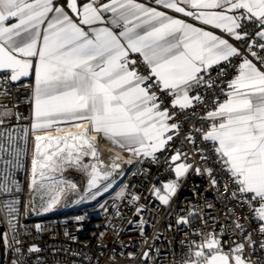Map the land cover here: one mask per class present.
<instances>
[{"label": "snow or ice", "instance_id": "snow-or-ice-1", "mask_svg": "<svg viewBox=\"0 0 264 264\" xmlns=\"http://www.w3.org/2000/svg\"><path fill=\"white\" fill-rule=\"evenodd\" d=\"M155 3L221 29L237 42H249L241 50L229 39L137 0L107 3L89 0L83 4L68 0V11L57 5V0H0V81L16 82L34 74L33 130L59 122L75 127L81 126L79 122H89L90 127L79 134L36 136V156L52 161L66 151V159L61 163L90 168L88 194L96 199L113 187L115 178L110 170L83 163L84 157L97 156L93 139L87 137L89 131L102 133L133 155L155 159L154 154L168 146L180 127L178 123H169L176 113L162 107L155 89L174 98L173 108L193 107L195 102L203 101L199 92L194 96L190 93L201 86H214L209 70L239 57L237 75L227 83L228 99L224 102L217 99L214 109L201 117L209 122L207 130L193 126L186 139L195 146L191 134L195 131L205 141L218 142L214 151L237 185V192L243 197L241 202L253 212L259 225L257 231L264 236V55H261L264 0H155ZM12 20L16 22L10 23ZM245 22L254 24L256 31H243ZM133 56H139L140 60ZM139 63L147 67L148 75L137 70ZM223 72L221 68L220 73ZM7 94L6 87L0 89V96ZM0 108L4 109L0 111L2 151L5 143L12 140V131L5 127V121L13 113L7 105L0 104ZM70 140L73 142L69 143ZM43 141H55L56 151L44 152L45 147L52 148V143L45 146ZM61 143L63 147H59ZM201 158L206 159L203 155ZM187 159L188 154L177 149L171 156L175 167L170 169L177 179L153 188L164 205L176 193L179 179L193 167L185 162ZM38 166L44 169L48 164L34 158V174ZM196 171L199 173L200 169ZM127 187L117 197H124ZM92 189L96 191L93 193ZM5 190L10 191L0 183V191ZM63 192V188H57L45 211ZM237 192L230 194L236 198ZM131 198L140 199L138 195ZM141 210L137 208L136 212ZM188 222L184 217L178 221ZM236 228L247 239L233 241L227 251L215 231L199 233L200 240L190 242L189 258L182 264H260L259 260L252 261L244 255L246 248L256 251L254 234L246 232L238 220ZM259 247L264 250V240ZM34 251L38 249L29 248V252Z\"/></svg>", "mask_w": 264, "mask_h": 264}, {"label": "built area", "instance_id": "built-area-1", "mask_svg": "<svg viewBox=\"0 0 264 264\" xmlns=\"http://www.w3.org/2000/svg\"><path fill=\"white\" fill-rule=\"evenodd\" d=\"M243 31L253 33L256 26L245 22ZM231 41L241 50L249 42ZM133 58L140 60L139 56ZM239 63L240 58L236 57L230 64L222 63L210 69L214 86L194 89L190 96L199 92L203 103L197 101L187 109L173 108L174 98L155 89L163 102L162 107L176 113L169 123L180 125L178 134L168 146L157 151L155 159L131 155L133 159L125 175L110 192L91 199L86 191L64 206L63 197L72 192L66 191L47 211L51 196L43 198L38 191L47 182V169H36L33 173L36 141L35 149H30V135L35 138L38 134L31 129L34 84L32 81L19 84L0 81V89L6 87L8 90L7 95L0 96V104L7 105L13 113L5 121V127L11 129L16 140L20 138L18 144L0 153V176L5 173L3 185L10 189L0 191L1 264L16 261L21 264H182L189 258L190 242L200 240L199 233L215 231L225 251L233 241L247 239L236 228L237 220L245 226L246 232L254 234L252 238L256 241V251L246 248L245 257L264 264V250L259 247L264 236L257 231L259 225L253 219V212L241 202L243 197L237 192V185L214 151L218 143L203 140L201 133L195 131L191 132L195 146L186 139L193 126L208 129L209 122L201 117L214 109L217 99L225 101L229 91L227 83L237 75ZM221 68L224 69L222 74ZM137 70L148 75L143 63L138 64ZM21 129L30 133L24 136ZM177 149L188 154L185 162L193 167L179 179L172 200L164 205L153 188L176 178L170 169L175 167L171 156ZM196 168L200 169L199 173ZM125 185L128 187L124 197H112L120 187L125 189ZM232 192H237L236 198L231 196ZM132 195L140 199L132 200ZM137 208H142L141 212L137 213ZM181 217L189 222L178 223ZM29 248L38 251L29 252Z\"/></svg>", "mask_w": 264, "mask_h": 264}, {"label": "bare ground", "instance_id": "bare-ground-1", "mask_svg": "<svg viewBox=\"0 0 264 264\" xmlns=\"http://www.w3.org/2000/svg\"><path fill=\"white\" fill-rule=\"evenodd\" d=\"M80 127H69V128H57L55 130H50L48 132H39L37 136H52V137H63L68 134H79L83 131L84 128H89V123H80ZM87 137L93 139L96 150H97V156L95 158L91 156H86L83 158V163H87V161L92 162L93 164L97 165L99 169H107L112 172V176L115 178V182L113 183L114 188L116 184L123 178L125 175V172L127 168L129 167L130 163L132 162V156L129 154L128 151L122 150L118 148L113 141L109 138H105L102 133L96 132V131H89L87 133ZM73 141H69V143H72ZM45 146L49 143H52V148L48 149L45 147L43 149L44 152H47L48 154H51L53 151H56L57 145L55 141H43L42 142ZM78 143V142H77ZM37 144V141H36ZM59 147H63V143L59 145ZM119 159H115V158ZM38 160H40L41 163H47L48 166H50L51 161H43L42 158L37 157ZM114 164H119V168H113L112 166ZM47 169V168H46ZM37 170L42 171V169L38 166ZM122 173V174H121ZM112 178L110 177V180ZM102 184H106L107 182L102 181ZM111 189H109L108 192H110ZM93 193L96 191V189L91 190ZM102 191V189H101ZM106 192V193H108ZM105 193V192H102ZM88 195V191H87Z\"/></svg>", "mask_w": 264, "mask_h": 264}, {"label": "rangeland", "instance_id": "rangeland-1", "mask_svg": "<svg viewBox=\"0 0 264 264\" xmlns=\"http://www.w3.org/2000/svg\"><path fill=\"white\" fill-rule=\"evenodd\" d=\"M21 130H24V129H21ZM28 132L29 131L25 129L22 133L25 136ZM17 140H20V138ZM17 140L14 138V136H12L10 146H4L3 150L0 151L1 155H2V152H4V149L11 148L13 144H18ZM35 141H36L35 138L30 135V142H31L30 149L31 150L35 149ZM34 154L35 153L33 152L32 153L33 157H34ZM63 159H66V151L63 154H59L57 157H53V160L51 161L50 166L46 167L47 171L45 172V175L47 177L46 178L47 182L46 184H43V187L40 188V190L38 191H40V194L43 196V198L47 196L52 197L55 191L57 190V188H63L64 192L72 191L71 193H67L63 197L62 205L66 206L69 203L73 202L81 194H84L86 193V191H88V180L90 179L91 169L89 168L85 170L79 166H69L67 163H61ZM85 164H93V163L90 161H87V163ZM5 177H6L5 173H2V176H0V183L3 184V181L6 179ZM169 181L171 180L165 181L163 183H167ZM72 184H75L77 187L75 189L71 188L70 185ZM159 187L161 186H158L157 188ZM123 189L124 187H120L119 189H117L116 192L112 195V197H117L116 194ZM100 205L101 204H99L95 208L99 207ZM37 224L39 225V222Z\"/></svg>", "mask_w": 264, "mask_h": 264}, {"label": "crops", "instance_id": "crops-1", "mask_svg": "<svg viewBox=\"0 0 264 264\" xmlns=\"http://www.w3.org/2000/svg\"><path fill=\"white\" fill-rule=\"evenodd\" d=\"M59 2H60V4H58V6H64V8H65V11H68V8H67V4H68V0H58ZM87 2H89V0H78V3H80V4H83V3H87ZM99 2L100 3H107V2H109V0H99ZM137 2L138 3H142V4H144V5H146V6H148V7H155V8H157L158 10H160V11H165V12H167V14L168 15H170V16H173V17H176V18H180V19H183V20H185V22L186 23H189V24H193L194 26H196V27H202V28H204L205 30H208V31H212L214 34H216V35H219V36H222V37H224V38H226V39H229L230 40V43H232L233 44V42L231 41L232 40V38H229L227 35H223V34H221L220 32H223V30H221V29H215L213 26H211V25H204V24H202V22H200V21H196V20H193L192 18H190V17H186V16H184L183 14H180V13H175V12H173L172 10H169V9H164L161 5H157L156 3H155V0H137ZM68 14L70 15V16H72L73 14L69 11L68 12ZM16 21L15 20H12V21H10V23H15ZM43 27H46V25L45 26H43ZM250 59V58H249ZM215 67V66H214ZM214 67H212V68H214ZM211 68V69H212ZM32 82H33V84H34V86H35V77H34V74H33V79H32ZM226 99H228V96H227V98ZM225 99V100H226ZM34 108H35V97H34V93H33V117H32V119H33V121H32V124L35 122V120H34ZM79 123H89L88 121H82V122H79ZM69 127H72V124H70V123H65V122H59V123H54V124H51L50 126H48V127H45V128H43V129H39V130H33L32 128V130L34 131V132H37V133H39V132H47V131H50V130H55V129H57V128H69ZM218 143V142H217ZM116 145V144H115ZM117 146V145H116ZM118 148H120L119 146H117ZM120 149H122V148H120ZM122 150H125V151H128V150H126V149H122ZM129 152V151H128ZM129 154L130 155H133L131 152H129ZM134 156H136V155H134Z\"/></svg>", "mask_w": 264, "mask_h": 264}, {"label": "water", "instance_id": "water-1", "mask_svg": "<svg viewBox=\"0 0 264 264\" xmlns=\"http://www.w3.org/2000/svg\"><path fill=\"white\" fill-rule=\"evenodd\" d=\"M33 79V75H30L28 77H22L19 81L13 82L14 84H19L21 82L24 81H32ZM1 260H2V255H1V248H0V264H1Z\"/></svg>", "mask_w": 264, "mask_h": 264}]
</instances>
